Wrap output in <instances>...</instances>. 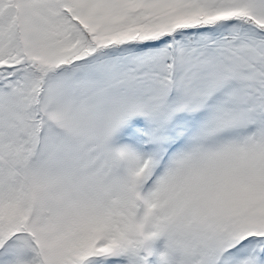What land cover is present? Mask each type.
<instances>
[{
    "label": "snow or ice",
    "instance_id": "snow-or-ice-1",
    "mask_svg": "<svg viewBox=\"0 0 264 264\" xmlns=\"http://www.w3.org/2000/svg\"><path fill=\"white\" fill-rule=\"evenodd\" d=\"M0 264H264V0H0Z\"/></svg>",
    "mask_w": 264,
    "mask_h": 264
}]
</instances>
